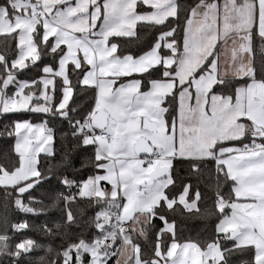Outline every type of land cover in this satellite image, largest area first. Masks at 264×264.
<instances>
[{
	"label": "snow or ice",
	"instance_id": "1",
	"mask_svg": "<svg viewBox=\"0 0 264 264\" xmlns=\"http://www.w3.org/2000/svg\"><path fill=\"white\" fill-rule=\"evenodd\" d=\"M0 43V264H264V0H0Z\"/></svg>",
	"mask_w": 264,
	"mask_h": 264
},
{
	"label": "trees",
	"instance_id": "2",
	"mask_svg": "<svg viewBox=\"0 0 264 264\" xmlns=\"http://www.w3.org/2000/svg\"><path fill=\"white\" fill-rule=\"evenodd\" d=\"M145 29H139L138 32L140 35V41H143V44L140 43V41H137L135 37L125 38L124 44L126 45L125 51L136 53L138 54L141 50H146L147 44L150 41V37L145 40ZM0 50H2V43H0ZM7 121L0 119V132L3 131V125L6 124ZM52 126V125H50ZM57 129V137L55 142L56 147V160H60L62 155L66 151L70 152V161L72 167L68 169V174L71 176L73 175L74 170L81 169L82 163L86 162V158L90 154L88 150H77L75 152H71L72 148V141L68 140L66 142L67 147H64L65 141L63 138L59 135L60 131V123L59 121L55 122L54 125ZM66 127V125H65ZM13 145H14V138L8 137L6 134L0 135V164H3L5 166L9 165L14 159L15 155L13 152ZM44 163L42 159V164ZM46 166V165H45ZM83 174H87V169L83 170ZM174 175L177 176L178 180H184V182H192L193 184L196 183L195 180H190L189 177V170L187 164H181L179 162L176 163V170ZM211 183L210 175L207 173V170L205 172L203 183L201 184V191L205 194V202L207 207H211L212 204V193L208 191L207 185ZM55 181H53L52 187H55ZM47 188H49L48 185H45L44 189H39L35 193V195L39 196L43 191H45ZM201 207L204 208L205 204L202 203ZM56 213H49V218L52 216H55ZM13 220L20 219V214L13 213L12 216ZM30 222L38 225L45 221L46 217L40 216V217H29ZM177 220V236L184 240V239H197L199 236H203L205 234V231L210 232L212 230L213 225L215 224V218L214 217H197L195 215L192 216H186L185 218H181L180 216L176 217ZM29 236H31L33 239H35L39 244H47V243H54L50 240L47 236H45L43 233L38 231H31L28 233ZM42 253H36L35 255H39Z\"/></svg>",
	"mask_w": 264,
	"mask_h": 264
}]
</instances>
